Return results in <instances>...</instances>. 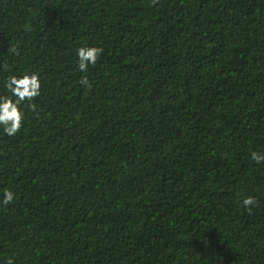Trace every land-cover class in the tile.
<instances>
[{"label": "trees", "instance_id": "16d2710c", "mask_svg": "<svg viewBox=\"0 0 264 264\" xmlns=\"http://www.w3.org/2000/svg\"><path fill=\"white\" fill-rule=\"evenodd\" d=\"M30 73L0 264H264V0H0V96Z\"/></svg>", "mask_w": 264, "mask_h": 264}, {"label": "clouds", "instance_id": "9594fccd", "mask_svg": "<svg viewBox=\"0 0 264 264\" xmlns=\"http://www.w3.org/2000/svg\"><path fill=\"white\" fill-rule=\"evenodd\" d=\"M153 3H156V0H153ZM8 50L19 54L15 47H11ZM103 51L101 47H80L77 50L79 70L85 72L88 70L89 65L94 66ZM80 83L83 86L91 87L86 77L81 79ZM6 88L11 93V96H0V125L3 126L5 134L11 137L17 134L23 126L24 113L20 110V105L24 101L31 102L40 95L41 81L37 73L24 74L19 78L12 75L6 82ZM30 107L35 110L36 105L31 104ZM251 158L257 163L264 162V154H258L255 151L251 153ZM13 200L14 194L10 190L5 189L2 200L3 205H9ZM256 204L257 200L255 197L249 196L243 200V205L248 211H251V206ZM9 264H12L11 260Z\"/></svg>", "mask_w": 264, "mask_h": 264}]
</instances>
